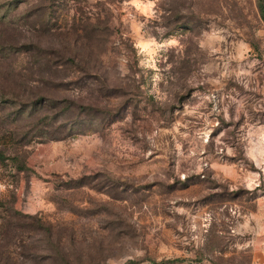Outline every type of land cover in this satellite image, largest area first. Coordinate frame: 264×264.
I'll return each instance as SVG.
<instances>
[{
    "label": "rangeland",
    "instance_id": "rangeland-1",
    "mask_svg": "<svg viewBox=\"0 0 264 264\" xmlns=\"http://www.w3.org/2000/svg\"><path fill=\"white\" fill-rule=\"evenodd\" d=\"M0 264H264L257 0H0Z\"/></svg>",
    "mask_w": 264,
    "mask_h": 264
},
{
    "label": "trees",
    "instance_id": "trees-1",
    "mask_svg": "<svg viewBox=\"0 0 264 264\" xmlns=\"http://www.w3.org/2000/svg\"><path fill=\"white\" fill-rule=\"evenodd\" d=\"M257 8H258L259 16H260L261 20L264 22V0H257ZM65 62H67V61H65Z\"/></svg>",
    "mask_w": 264,
    "mask_h": 264
}]
</instances>
